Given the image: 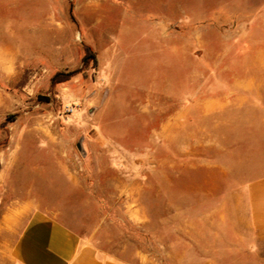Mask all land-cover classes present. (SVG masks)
I'll use <instances>...</instances> for the list:
<instances>
[{
	"label": "rangeland",
	"instance_id": "obj_1",
	"mask_svg": "<svg viewBox=\"0 0 264 264\" xmlns=\"http://www.w3.org/2000/svg\"><path fill=\"white\" fill-rule=\"evenodd\" d=\"M259 49L264 0H0V221L40 209L128 264H211L221 240L217 264H264L234 243L254 239L236 190L264 176V84L199 110L264 82Z\"/></svg>",
	"mask_w": 264,
	"mask_h": 264
},
{
	"label": "crops",
	"instance_id": "obj_2",
	"mask_svg": "<svg viewBox=\"0 0 264 264\" xmlns=\"http://www.w3.org/2000/svg\"><path fill=\"white\" fill-rule=\"evenodd\" d=\"M255 65L264 68V49L257 51ZM264 82L254 79H238L232 83L233 91L220 97L203 99L200 112L203 115L224 111L227 106L245 105L251 100V91L258 90ZM236 90V91H235ZM253 101L264 100V94L254 93ZM188 108H178L174 112V124L178 118L188 113ZM239 210L244 214L243 228L252 232L254 239L239 236L236 245L253 243L264 246V176L255 179L236 190ZM241 203V204H240ZM27 216L22 222L21 218ZM1 232L7 235L0 242V264H128L114 257L102 254L86 237H81L54 217L40 209L19 208L7 211L0 221ZM240 235V234H239ZM251 241V242H250ZM221 248L208 252L206 260L211 264L229 262L230 244L221 240Z\"/></svg>",
	"mask_w": 264,
	"mask_h": 264
},
{
	"label": "trees",
	"instance_id": "obj_3",
	"mask_svg": "<svg viewBox=\"0 0 264 264\" xmlns=\"http://www.w3.org/2000/svg\"><path fill=\"white\" fill-rule=\"evenodd\" d=\"M87 56L91 57V59L94 58V56L91 55L89 50H87ZM70 75H72V74H70ZM67 79H68V77L67 78H58L57 76H55L52 78V83L61 82V81L67 80Z\"/></svg>",
	"mask_w": 264,
	"mask_h": 264
},
{
	"label": "built area",
	"instance_id": "obj_4",
	"mask_svg": "<svg viewBox=\"0 0 264 264\" xmlns=\"http://www.w3.org/2000/svg\"><path fill=\"white\" fill-rule=\"evenodd\" d=\"M74 107L72 105L66 106L65 111L66 112H73Z\"/></svg>",
	"mask_w": 264,
	"mask_h": 264
},
{
	"label": "water",
	"instance_id": "obj_5",
	"mask_svg": "<svg viewBox=\"0 0 264 264\" xmlns=\"http://www.w3.org/2000/svg\"><path fill=\"white\" fill-rule=\"evenodd\" d=\"M78 147H79V145H78Z\"/></svg>",
	"mask_w": 264,
	"mask_h": 264
}]
</instances>
